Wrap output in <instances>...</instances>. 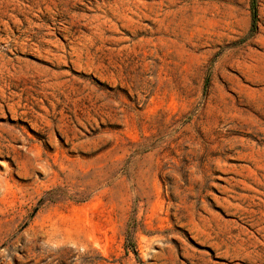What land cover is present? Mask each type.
Returning a JSON list of instances; mask_svg holds the SVG:
<instances>
[{
	"label": "rangeland",
	"instance_id": "obj_1",
	"mask_svg": "<svg viewBox=\"0 0 264 264\" xmlns=\"http://www.w3.org/2000/svg\"><path fill=\"white\" fill-rule=\"evenodd\" d=\"M0 0V264H264V0Z\"/></svg>",
	"mask_w": 264,
	"mask_h": 264
},
{
	"label": "trees",
	"instance_id": "obj_2",
	"mask_svg": "<svg viewBox=\"0 0 264 264\" xmlns=\"http://www.w3.org/2000/svg\"><path fill=\"white\" fill-rule=\"evenodd\" d=\"M251 29H254L255 27V21H256V6H255V0H251Z\"/></svg>",
	"mask_w": 264,
	"mask_h": 264
}]
</instances>
